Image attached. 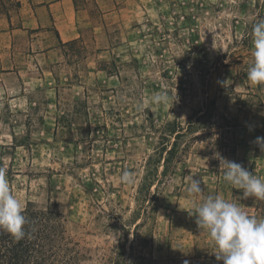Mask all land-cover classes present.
<instances>
[{"label": "rangeland", "instance_id": "1", "mask_svg": "<svg viewBox=\"0 0 264 264\" xmlns=\"http://www.w3.org/2000/svg\"><path fill=\"white\" fill-rule=\"evenodd\" d=\"M19 8L0 0V17ZM144 11L113 26L109 48L88 36L51 52L52 85L24 98L0 87V167L24 208L65 215L84 264H223L195 208L220 195L264 220V201L243 199L217 158L264 178V85L247 80L264 0H152ZM5 26L0 48L25 51L30 37Z\"/></svg>", "mask_w": 264, "mask_h": 264}, {"label": "crops", "instance_id": "2", "mask_svg": "<svg viewBox=\"0 0 264 264\" xmlns=\"http://www.w3.org/2000/svg\"><path fill=\"white\" fill-rule=\"evenodd\" d=\"M17 1L20 8L15 16L0 17L1 24H7L1 30L7 29L10 37L19 34L30 38L25 51L0 48V87L4 93L19 90L24 98L31 87L53 84L48 78L53 72L42 66L51 52L88 36L99 48H109L113 26L133 20L139 10L145 13L152 0ZM8 48H13L12 43ZM51 90L56 93V88Z\"/></svg>", "mask_w": 264, "mask_h": 264}, {"label": "clouds", "instance_id": "3", "mask_svg": "<svg viewBox=\"0 0 264 264\" xmlns=\"http://www.w3.org/2000/svg\"><path fill=\"white\" fill-rule=\"evenodd\" d=\"M253 63L247 72V80L253 85H264V18L252 28ZM166 93L152 97L154 104H167ZM256 144L264 151V137H257ZM223 180L237 190L242 198L264 201V178L249 172L242 164L223 158L217 153ZM123 182L131 181L125 172ZM201 179L189 176L187 193L196 196L202 193ZM24 206L13 194L6 170L0 167V229L9 233L16 241L25 237L26 218ZM196 224L199 231L206 232L215 245V256L223 264H264V220L247 214L236 203L220 195L207 196L196 208Z\"/></svg>", "mask_w": 264, "mask_h": 264}, {"label": "trees", "instance_id": "4", "mask_svg": "<svg viewBox=\"0 0 264 264\" xmlns=\"http://www.w3.org/2000/svg\"><path fill=\"white\" fill-rule=\"evenodd\" d=\"M182 133L181 128L174 131L175 139ZM174 146L167 149L168 156L173 154ZM147 165L150 172L152 157ZM23 215L26 225L22 240L16 241L0 229V264H84L87 251L69 233L64 214L50 206L38 208L30 202L23 209Z\"/></svg>", "mask_w": 264, "mask_h": 264}]
</instances>
